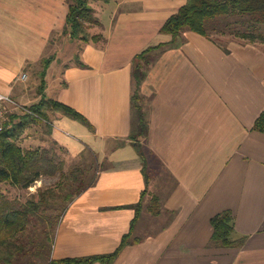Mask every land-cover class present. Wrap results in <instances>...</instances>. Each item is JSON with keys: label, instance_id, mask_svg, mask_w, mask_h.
I'll return each mask as SVG.
<instances>
[{"label": "crops", "instance_id": "crops-1", "mask_svg": "<svg viewBox=\"0 0 264 264\" xmlns=\"http://www.w3.org/2000/svg\"><path fill=\"white\" fill-rule=\"evenodd\" d=\"M186 2L96 3L100 29L91 31L102 37L86 43L63 33L68 0H0V92L25 105L61 101L94 126L52 115L57 149L97 168L92 185L40 222L55 229L52 259L119 250L90 264H264V132L254 129L264 112V43L223 45L186 30L154 50L140 86L149 133L135 136L134 58L173 40L161 28ZM91 149L97 158L87 164ZM225 211L242 246L212 244V218Z\"/></svg>", "mask_w": 264, "mask_h": 264}, {"label": "trees", "instance_id": "trees-1", "mask_svg": "<svg viewBox=\"0 0 264 264\" xmlns=\"http://www.w3.org/2000/svg\"><path fill=\"white\" fill-rule=\"evenodd\" d=\"M91 0H68L69 11L63 28L64 34L86 43L98 41L101 34H93L90 31L92 24H100L96 17L95 8L90 4ZM110 2L111 0H104ZM186 30L194 31L219 42L213 34H229L248 42L264 43V0H187V2L168 20L161 28V32L173 35L170 43L150 46L138 53L134 58L133 79L135 92L132 98L135 116V136L145 138L149 133L147 114L142 105L140 86L146 78L148 70L157 60L154 50H165L171 45L180 42ZM183 40V39H182ZM227 50V49H226ZM51 60L45 62L49 64ZM84 67L87 65L82 63ZM47 67V66H46ZM33 114H12L6 128L0 131V183H8L22 189L30 188L36 181L46 175L60 173L64 180L58 184V191L54 186L42 189L38 199L36 195L30 197L27 202L14 201L5 205L0 210V264H20L25 257V244L21 237L13 236L15 232L29 228L35 218L45 223L51 220L46 215L51 204L49 197L64 195L69 202L81 194L87 187L95 182L94 176H89V169L79 166L77 163L67 165L62 159L57 142L51 148L25 147L24 142L32 132L36 124L45 121L52 130V115L60 113L78 120L94 130V126L88 118L74 107L54 99L43 98L39 103L30 105ZM254 129L264 132V112L257 118ZM136 143L141 144L140 141ZM144 167L147 168L145 161ZM89 170V171H87ZM90 174V173H89ZM0 188V200L3 201ZM66 202V203H67ZM159 201L153 200V205L158 208L153 213L160 212ZM141 202L134 205L138 209ZM214 234L212 244L223 247L242 246L245 237L235 238V218L231 211H225L212 218ZM22 229V230H21ZM124 236L120 248L124 247L129 239ZM25 246V247H24ZM119 250L109 255H95L77 258L51 259L49 264H90L103 259L112 262ZM25 264V263H23ZM27 264H31L30 262Z\"/></svg>", "mask_w": 264, "mask_h": 264}, {"label": "rangeland", "instance_id": "rangeland-1", "mask_svg": "<svg viewBox=\"0 0 264 264\" xmlns=\"http://www.w3.org/2000/svg\"><path fill=\"white\" fill-rule=\"evenodd\" d=\"M103 3L104 0H91L90 4L94 7L96 6V3ZM95 8V7H94ZM97 8V6H96ZM96 10V9H95ZM98 12L96 11L95 15L97 17ZM100 16H102L100 14ZM104 17V16H103ZM98 18V17H97ZM99 19V18H98ZM100 24H92L90 27L94 28V31H98L100 28ZM92 33V31H91ZM216 39H219L218 41L223 43V45L227 44L231 39H234L235 37L224 34V35H218L213 34ZM63 59H60L59 65L62 64ZM17 102L21 103L19 100H17L14 96H12ZM23 104V103H21ZM27 108L30 107V105H25ZM18 113H25L23 110H18ZM15 112V113H17ZM47 123L42 122L41 124H36L30 132L29 136L26 138L27 140L24 142L25 147H47L51 148L55 144L52 142V139H50L49 135V128L46 125ZM58 148V147H57ZM89 150V149H88ZM59 151V150H58ZM61 156H63L65 159L69 160V165L77 163L79 166H81V163H78L77 160H71V158H68V155L65 153H61V150L59 151ZM91 155H89L87 164H94L95 158H97V153L94 152V150L91 149ZM87 152L84 153V156L86 158ZM95 158H93V156ZM83 158V156H82ZM82 158L80 160H82ZM79 160V159H78ZM79 160V161H80ZM87 167V166H86ZM88 169V168H87ZM89 171V170H87ZM91 174L94 176L95 172L97 171V168L91 169ZM64 180L63 177H61L60 173L56 175H46L43 176L40 180L36 181L30 188L22 189L17 186H12L8 183H0V188L2 190L3 194V201L0 200V210L4 208L5 205H8L11 202L14 201H20V202H27V200L32 197L33 195H36L39 199L41 196L42 189L45 187H51L58 191V184L60 181ZM65 193H63L61 196L58 195V197H49L48 201L50 202L51 206L55 205V207L65 209L66 207V200L64 199ZM68 203V202H67ZM65 206V207H64ZM51 208V207H50ZM38 218H35L34 222L29 225V228L26 230H22L19 232H15L13 236H19L21 237V242L25 244V250L23 259L20 261V264H27V262L31 264H49L50 260L52 259V243L54 238V228L53 227H41L40 222L37 220Z\"/></svg>", "mask_w": 264, "mask_h": 264}, {"label": "built area", "instance_id": "built-area-1", "mask_svg": "<svg viewBox=\"0 0 264 264\" xmlns=\"http://www.w3.org/2000/svg\"><path fill=\"white\" fill-rule=\"evenodd\" d=\"M22 79H27V74L22 75ZM18 110H23L25 113L33 114V110L17 102L11 95L0 92V131H3L12 114Z\"/></svg>", "mask_w": 264, "mask_h": 264}]
</instances>
